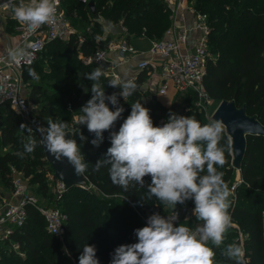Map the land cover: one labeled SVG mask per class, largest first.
Wrapping results in <instances>:
<instances>
[{
	"label": "trees",
	"instance_id": "obj_1",
	"mask_svg": "<svg viewBox=\"0 0 264 264\" xmlns=\"http://www.w3.org/2000/svg\"><path fill=\"white\" fill-rule=\"evenodd\" d=\"M94 1L95 11L78 0H65L64 5L69 11L77 9L78 16L88 23L91 17H103L113 25L122 22L128 33L147 34L153 39L163 38L172 24V9L164 0ZM189 2L196 11L207 15L210 28L208 47L211 55L203 82L205 92L218 104L222 100H229L238 107L245 106L248 115L256 116L264 124V0ZM91 27L83 42L79 41L78 33L67 41L48 42L37 59L22 70L23 84L29 89L26 98L34 107L32 120L39 127L47 126L48 118L68 123L72 138L81 145L84 160L88 163L84 172L88 186L75 185L65 191L60 202L66 214L62 238L48 231L45 217L35 206H27L25 224L16 228L1 246L0 264H79L78 258L86 244L96 246L100 264H110L118 246L137 242L135 229L146 226L141 211L164 214L173 211L171 207L166 209V204L155 197L147 199L150 176L144 178V186L132 182L125 191L112 184L107 167L93 170V165L104 158L111 146L110 132L119 130L131 112V104L139 100L142 103V85L148 78V72L141 71L134 80L138 85L136 93L125 100L118 96L124 112L115 127L103 133L100 146H93L91 140L95 139L94 134L88 131L86 125L78 124V117L82 114L79 110L92 95L90 87L93 82L84 76L98 66L95 63L85 64L82 56L92 54L98 47L107 48L110 38L103 37L104 26L99 20H95ZM29 68L35 70L38 80L29 75ZM111 80L105 74L100 78L106 95L120 92L119 88L108 85ZM187 93L188 98L196 100L193 91ZM106 103L114 110L108 101ZM143 106L150 110L156 126L160 112L169 111L156 98L148 100ZM177 115L194 116L202 125L213 120L195 105L188 110H180ZM21 124H25V121L9 103H3L0 106V200L13 189L14 170L23 173L39 197L52 198L54 183L50 174L54 175V170L39 143L40 133L26 124L33 131H22ZM79 133L87 140L81 141ZM29 135L37 141V147L33 153H25L21 157L18 153L24 152L23 145ZM229 143L230 136L225 128L220 141L225 148V164L223 167L217 166V170L223 173L228 187L237 176L232 151H227ZM240 168L244 183L237 188L236 196L229 197L232 223L224 244L242 247L239 240V231H242L245 257L249 260L247 264H264V135L248 136ZM183 205H194V201L188 200ZM183 205L178 204L175 210ZM193 222L198 221L194 218L181 223ZM13 243H18L20 250H15ZM214 251L216 264H235L221 255L220 248Z\"/></svg>",
	"mask_w": 264,
	"mask_h": 264
},
{
	"label": "clouds",
	"instance_id": "obj_2",
	"mask_svg": "<svg viewBox=\"0 0 264 264\" xmlns=\"http://www.w3.org/2000/svg\"><path fill=\"white\" fill-rule=\"evenodd\" d=\"M5 5L19 23L34 31L55 21L58 0H19L18 3L5 0L0 8ZM111 27L109 23L108 28ZM26 55L20 49L8 52L13 61ZM29 75L39 79L34 69L29 68ZM103 75L102 68L97 67L84 76L93 82L90 87L92 95L79 110L82 114L78 117V124L86 125L94 134L91 144L95 147L100 146L103 133L113 129L124 112L118 96L125 100L138 90L133 80L116 78L108 85L119 88L120 92L106 95L105 87L100 83ZM46 122L47 127L37 129L39 143L56 160L66 158L76 175H82L88 163L84 160L81 145L76 139L68 138L71 134L68 123L52 118ZM20 128L28 133L33 131L25 124ZM224 131L225 125L220 120L213 119L202 125L194 116L175 113H169L167 122L156 126L150 110L140 100L131 104V112L119 130L110 132L111 146L104 158L93 165V170L107 167L112 184L125 191L132 182L144 186V178L150 176L147 199L155 197L170 206L174 214L166 217L159 213L150 215L146 226L135 229L137 242L118 246L110 264H216L215 248H220L221 255L235 264H247L241 246L224 244L232 223L229 213L231 193L223 173L217 170V166L225 164V148L220 144ZM79 139L86 141L87 137L79 133ZM36 147L37 141L29 135L23 145L24 152L18 155L31 154ZM227 151L231 153V143ZM188 200L194 201L193 214L199 222L195 228L184 223L176 226L178 213L174 210ZM96 252L95 245H84L79 264H100Z\"/></svg>",
	"mask_w": 264,
	"mask_h": 264
},
{
	"label": "built area",
	"instance_id": "obj_3",
	"mask_svg": "<svg viewBox=\"0 0 264 264\" xmlns=\"http://www.w3.org/2000/svg\"><path fill=\"white\" fill-rule=\"evenodd\" d=\"M64 1L58 0L57 15L53 23L45 24L34 31L24 24H18L21 50L27 53L26 56L18 57L13 61L9 58L8 53L0 55V106L3 103H9L25 122H32V110L34 107L30 105L26 96L22 93L24 86L22 79L23 68L26 65H31L37 59L39 53L48 42L52 40L67 41L77 34L76 29L70 22V15L64 8ZM78 1L89 7L91 0ZM164 1L169 4L172 13H175L182 4L180 0L177 2L176 0ZM4 2L5 0H1L0 4ZM16 2H19V0H13V3ZM5 8H8L7 5L0 8V11ZM193 10L197 22L194 28L199 31L195 42L190 40L188 28H182L179 24L173 23L166 30L165 37L152 42L149 50L150 57L141 60L139 68L142 70L149 69L155 62L154 59L157 58L156 63L160 65L162 77L158 93L166 94L169 90L170 82L174 84L179 93L193 91L197 96L195 106L212 118L213 112L209 113L207 110L211 98L205 92L203 86L207 62L211 55L208 47L210 28L207 22V15L195 9ZM87 31H91V28ZM84 38L79 35L80 42H83ZM28 45H31V47H28ZM115 48H118L122 54L135 53L136 51L127 43H112L107 48L98 47L92 54L82 56V61L95 63L98 67L102 68L104 74L109 76L113 74L110 71L112 68L108 64L109 50ZM169 113L171 111H168L166 118L160 119L157 122V126H162L167 122ZM236 173L237 176L234 182L229 186V190L234 196H236L237 188L244 183L240 167H236ZM66 190L64 183L57 179L53 188V197L41 198L33 192L22 172L14 170L13 189L0 200V249L16 228H20L25 224L28 216L27 206L29 205L35 206L45 217L48 231L56 237L62 238L66 214L62 211L60 202ZM194 207L195 205H183L174 210L178 213L176 226L183 220L189 221L195 218L193 214ZM153 213H159L165 217L174 214L173 211L167 214L160 212ZM153 213H140V215L147 222V218ZM233 225L236 226L235 224ZM239 240L244 249V235L242 231H239ZM12 245L15 250H20L18 243H13ZM245 259L248 263V258L245 257Z\"/></svg>",
	"mask_w": 264,
	"mask_h": 264
},
{
	"label": "crops",
	"instance_id": "obj_4",
	"mask_svg": "<svg viewBox=\"0 0 264 264\" xmlns=\"http://www.w3.org/2000/svg\"><path fill=\"white\" fill-rule=\"evenodd\" d=\"M177 1L178 0H176V2ZM180 1L182 2V4L179 6V9L175 13H172V24L175 23L179 24L182 28H188L189 38L192 42H195L199 35V31L194 28L195 24L197 23L196 16L193 10L194 7L189 2V0ZM64 8L70 15V22L72 26L82 37H85L86 33L90 32L87 30L92 28L91 26L94 24L95 20H99L100 22H102L104 28L109 25V22L103 17H91V22L88 23L84 21L81 16H78L77 9L69 11L65 5ZM18 24L19 22L10 14L9 8H5L0 11V55H5L10 50H21V40L18 31ZM111 25L112 29L108 28V30H117L116 33L108 31L107 34L103 35V37L111 38L112 35H110V32L111 34L113 33L114 35H118L117 37H113V39L110 40L109 45L112 43H127L136 51L135 53L129 52L122 54L118 48L109 50L108 64L110 68H112L110 69V71L113 73L112 75L118 76L121 79H131L134 81L138 77L139 73L141 71H144L139 68V62L145 58L150 57L149 50L151 48L152 42L157 39H153V37H150L147 34L135 35L128 33L126 27L122 22ZM109 45L107 47H109ZM154 60L155 62L149 69H147L148 78L142 85V96H147L149 100H151L152 98H156V100L159 101L162 106L171 108L174 106L178 94L181 93L178 92L172 82H170L169 90L166 94L158 93V89L162 83V77L160 74V65L156 63L157 58ZM22 93L23 95L28 97L29 89L26 85L23 86Z\"/></svg>",
	"mask_w": 264,
	"mask_h": 264
},
{
	"label": "water",
	"instance_id": "obj_5",
	"mask_svg": "<svg viewBox=\"0 0 264 264\" xmlns=\"http://www.w3.org/2000/svg\"><path fill=\"white\" fill-rule=\"evenodd\" d=\"M89 7L95 11L94 0L89 2ZM212 119L220 120L225 125L231 140L233 164L235 167H241L247 149L248 136L264 135V124L256 116L248 115L245 106L238 107L234 101L229 100H222L218 104ZM71 134L68 138H72ZM43 149L47 161L54 170L55 177L64 183L66 189L75 185L88 186L86 175L84 173L80 176L76 175L74 167L66 158L56 160L44 147Z\"/></svg>",
	"mask_w": 264,
	"mask_h": 264
},
{
	"label": "rangeland",
	"instance_id": "obj_6",
	"mask_svg": "<svg viewBox=\"0 0 264 264\" xmlns=\"http://www.w3.org/2000/svg\"><path fill=\"white\" fill-rule=\"evenodd\" d=\"M166 2V1H165ZM167 3V2H166ZM168 4V3H167ZM168 6H169V4H168ZM107 27V28H106ZM105 28H103V30H104V32H103V35H105V34H107V32L108 31H111V32H115L116 33V31H112V30H108V26H106ZM107 29V30H106ZM112 29V28H111ZM114 29V28H113ZM111 32H110V35H112V37L110 38V40H112L113 39V37L115 38V37H117V35L118 34H111ZM85 64H91L90 62H84ZM106 75V74H105ZM107 76V75H106ZM107 77H109V78H112V79H116V78H119L118 76L116 77V76H114V75H112V74H110L109 76H107ZM40 82H42L41 81V79H40ZM188 96V93H181V94H178V97L176 98V100H175V104H174V106L173 107H171V108H169V111H171V113H178L180 110H182V109H185V110H188L189 108H191V106H194L195 105V102H196V100H193V98H191V97H187ZM149 100V98L147 97V96H142V103H143V105L144 104H146L147 103V101ZM194 104V105H193ZM217 105H218V103H217V101H215V100H212L211 99V101L209 102V106H208V108H207V110H208V112L209 113H212V112H214V110L216 109V107H217ZM160 118L158 119V121L160 120V119H163V118H166V116L168 115L167 114V112H164V111H161L160 112ZM157 121V122H158ZM25 124L26 125H29L31 128H33V129H38L39 128V126H38V124L37 123H35L33 120H32V122H25ZM42 127H47V126H42ZM23 174V173H22ZM53 173H51L50 174V178L53 180V183H54V185H55V183L57 182V178L54 176V175H52ZM231 193V192H230ZM230 196H233V194L231 193V195ZM166 209L167 208H170V206H168V205H165L164 206ZM141 213L142 214H145V210L144 211H141ZM198 222H193V224H185V225H187V226H189V227H192V228H195V226H196V224H197ZM180 224H182V223H180ZM179 225V224H178Z\"/></svg>",
	"mask_w": 264,
	"mask_h": 264
}]
</instances>
